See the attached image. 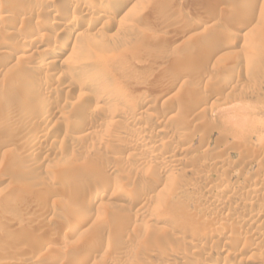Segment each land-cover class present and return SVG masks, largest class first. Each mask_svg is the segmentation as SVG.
I'll list each match as a JSON object with an SVG mask.
<instances>
[{"label":"rangeland","instance_id":"rangeland-1","mask_svg":"<svg viewBox=\"0 0 264 264\" xmlns=\"http://www.w3.org/2000/svg\"><path fill=\"white\" fill-rule=\"evenodd\" d=\"M3 1L11 13L0 20V37L8 41L0 47V121L19 103L27 110L34 106L31 111L39 102L54 103L43 117L13 127L16 131L2 127L4 119L0 122V141H6L0 147V264H164L152 250L172 247L184 251L190 264L193 259L212 264L224 241L235 247L230 264H264V188L258 189L264 181V0H256L250 10L242 4L253 0H138L124 9L125 20L119 25L107 18L98 24L93 13L84 17L79 30L97 44L89 49L94 62L85 61L90 70L80 74L82 80L66 65L48 73L35 68L48 50L18 44L17 39L50 17L33 0L13 5ZM71 1L47 0L45 6L80 15L66 6ZM111 2L104 10L109 17ZM24 11L30 20L18 16ZM244 20L249 26L239 31ZM192 23L195 29L188 27ZM87 24L96 29L86 31ZM40 34L52 37L50 30ZM21 45L29 50L21 51ZM29 69L30 80L24 77ZM179 71L185 76H177ZM85 76L94 82L114 81L128 101L84 82ZM43 81L52 92L35 94L33 87ZM145 94L149 102L141 121L127 125L114 114ZM100 95L108 97V103ZM159 128L165 137L155 135ZM142 133L149 146L154 140L167 144L169 150L159 155L167 161L154 158L147 146L137 147V134ZM130 144L136 147L129 150ZM140 158L146 162L138 164ZM162 176L167 182L156 184ZM103 180L118 181L117 188L104 187ZM207 182L225 186L228 194L207 188ZM150 185L156 186L148 196ZM25 188L30 196L15 195ZM96 190L102 198L85 213L87 222L68 235L69 226L84 215L81 205L88 204ZM238 198L246 205L237 206ZM215 200L228 202L222 214L208 207ZM258 213L256 221L252 215ZM241 217L247 219L242 226L236 221ZM172 220L178 224L173 226ZM194 229L206 235L224 232L228 238L210 242L211 253L206 249L189 259L192 239L184 233Z\"/></svg>","mask_w":264,"mask_h":264},{"label":"bare ground","instance_id":"bare-ground-1","mask_svg":"<svg viewBox=\"0 0 264 264\" xmlns=\"http://www.w3.org/2000/svg\"><path fill=\"white\" fill-rule=\"evenodd\" d=\"M18 1H20V0H7V4H9V5H13V4H15L16 2L17 3H19ZM22 1H27V0H22ZM22 1H20L21 3H23ZM29 1V0H28ZM27 1V2H28ZM32 1V0H31ZM34 2H37V4H38V9H40L41 11H43V13L45 12V16H47V17H50L49 19H50V21L49 20H44V22H42L39 26H37L38 28H35L36 30H32V31H30L29 30V32L28 33H26L25 35H23V36H21V37H18V44L19 43H21V44H23V43H25V42H28V43H32L33 45H35L36 44V49L37 48H40V47H45L46 48V50H48V54H46V56L43 58V60L42 61H40V60H37L38 62V64L37 63H35L36 64V66L37 67H35V68H37L38 70H40V71H45V72H47L48 71V69L50 70V68H53V67H55V66H57V65H66L68 68L70 67V68H72L73 70L72 71H74V75H76V76H78V78H80L81 76H83L84 77V74L83 75H80V74H82V73H86L85 75H87V73L89 72V70H90V67H89V65H87V63L85 62V61H89V60H91V62H94V56H93V53L89 50V49H91L93 46H95V45H97L96 44V41H94V40H92V39H90V38H86L83 34L84 33H82L81 31L79 32V30L81 29V25H82V23L84 22V17H87V18H89L88 16H90L91 14H93L94 13V15L96 14V15H98V16H96L95 18H96V23H98V24H103L104 23V21L106 20V18L107 19H110V20H112V21H114V23H116V25H119L120 23H123V20H125V19H123L124 18V15H122L124 12H125V10L126 9H131L133 6H134V4L135 3H137L138 2V0H120V2H119V4L117 3H113V2H111V1H113V0H91V1H89V0H72L70 3H69V5L68 4H66V6H70V7H72V8H74V9H78V12L80 13V15H73V14H70V13H64V12H62L58 7H57V5H49L48 7H46L45 5H46V2H47V0H33ZM255 1L256 0H253V1H251V2H244L243 4H242V8L243 9H249L251 6H252V8H253V3H255ZM0 2H4L3 0H0ZM30 2V1H29ZM69 2V1H68ZM111 2V5L113 4L114 5V7L112 8V10L110 11L111 13H110V17L107 15V13L106 12H104V10H106L105 9V6H106V4H108V3H110ZM5 3V2H4ZM4 3L2 4V5H4ZM24 3H26V2H24ZM7 4H5V5H7ZM31 4V3H30ZM36 4V3H35ZM1 5V4H0ZM2 5L0 6V20H4V18H6L7 16H8V14H10L11 12L10 11H8V10H6V8H4V7H2ZM17 5V4H16ZM241 5V4H240ZM33 6V5H32ZM6 7H10V6H6ZM29 7V6H28ZM28 7H26V8H28ZM37 7V6H36ZM64 7V6H63ZM25 8V7H24ZM30 8H32V7H30ZM29 8V9H30ZM61 8V7H60ZM9 10H10V8H8ZM17 9V8H16ZM21 9V8H20ZM33 9H35V8H33ZM37 9V10H38ZM47 9V10H46ZM73 9V10H74ZM111 9V8H110ZM125 9V10H124ZM251 9V8H250ZM249 9V10H250ZM24 10V9H23ZM36 10V11H37ZM142 10V9H141ZM12 11V10H11ZM107 11V10H106ZM124 11V12H123ZM30 12V11H29ZM33 12V11H32ZM13 13V12H12ZM39 13V12H38ZM73 13V12H72ZM78 13V14H79ZM26 14H28V12H26V11H24V13H21V14H19L18 16L19 17H21V18H23L24 16H26L27 17V15ZM35 14H37V13H35ZM216 14V13H215ZM43 15V14H42ZM40 16V15H39ZM181 16V15H180ZM210 16V15H209ZM214 16V15H213ZM232 16V15H231ZM25 17V18H26ZM92 17V16H91ZM220 17V16H219ZM17 18L18 17H16V20H17ZM24 18V19H25ZM28 18V17H27ZM43 17L41 16V19H42ZM211 18H212V15H211ZM210 18V19H211ZM213 18H215V17H213ZM23 19V20H24ZM180 18H178V20H179ZM210 19H209V21H210ZM15 20V19H14ZM28 20H30L29 18H28ZM205 20V19H204ZM213 20V19H212ZM108 21V20H107ZM201 21V20H200ZM208 21V20H207ZM8 22V21H7ZM17 22V21H16ZM29 22V21H28ZM188 22V21H187ZM21 23V22H20ZM109 23V22H108ZM107 23V24H108ZM178 23V22H177ZM190 23H191V21H190ZM241 23V22H240ZM106 24V25H107ZM29 25V24H28ZM109 25H110V23H109ZM114 25V24H113ZM195 25H196V23H195ZM193 23L191 24V25H189L188 26V24H187V26L189 27V28H191V29H195L196 28V26H195ZM97 26V25H96ZM100 26V25H99ZM112 26V25H111ZM122 26V25H121ZM186 26V25H185ZM249 26V21L247 22V21H245L244 20V22H242L241 24H239V26H238V30L239 31H242V30H244V29H246L247 27ZM98 27V26H97ZM105 27V26H104ZM114 27V26H113ZM116 27V26H115ZM199 27V26H198ZM1 28V27H0ZM188 28V29H189ZM92 29H96V28H94V24H87V26H86V31H90V30H92ZM99 29V28H98ZM113 29V28H112ZM119 29V28H118ZM117 29V30H118ZM44 30H50L51 31V33H52V37L51 36H47V37H44L45 36V34L46 33H44V36L43 35H41L40 34V32L41 31H44ZM83 30V29H82ZM100 30V29H99ZM108 30V29H107ZM1 32H2V29H1ZM43 33V32H42ZM90 33V32H89ZM228 34V33H227ZM236 34V33H235ZM2 35V34H1ZM240 35V34H239ZM16 36H19V35H16ZM95 37V36H94ZM230 37V36H229ZM14 39H16V38H14ZM4 40H6V39H4ZM174 38H173V42H174ZM233 40V39H232ZM7 41V40H6ZM6 41H3L2 40V38L0 37V47H4L6 44L5 43H7ZM5 42V43H4ZM14 43V42H13ZM26 44V43H25ZM32 44H30V45H32ZM10 45V44H9ZM8 45V46H9ZM16 46V45H15ZM19 47V46H18ZM86 47H88V48H86ZM21 48H23L22 47V45H21ZM24 48H25V46H24ZM23 48V50L22 49H20L21 51H28L29 50V48H28V46H27V50H25ZM44 48V49H45ZM43 48H42V50H41V53H42V51L44 50ZM3 50V49H2ZM2 50H1V53L0 54H3L4 53V51H3V53H2ZM32 50V49H31ZM33 51V50H32ZM43 52H45V51H43ZM23 53V52H22ZM9 54H11V53H9ZM14 54V53H13ZM44 54V53H43ZM12 55V54H11ZM9 56V55H8ZM14 56H10V60L13 58ZM16 57V56H15ZM100 57H101V55H100ZM9 58V57H8ZM28 59V58H27ZM42 59V58H41ZM98 59V58H97ZM8 60V59H7ZM9 61V60H8ZM97 61V60H96ZM11 62V61H10ZM10 62H8V63H10ZM32 62V61H31ZM95 65H97V62H96V64ZM1 66V65H0ZM62 66V67H63ZM20 67V66H19ZM32 68H34V67H32ZM31 68V69H32ZM69 68V69H70ZM27 69V68H26ZM36 69V70H37ZM93 69V68H92ZM92 69H91V72H92ZM2 70V69H1ZM25 70V69H24ZM47 70V71H46ZM34 71V70H33ZM32 71V72H33ZM30 72V73H29ZM34 72H36V71H34ZM38 72V71H37ZM44 72V73H45ZM25 73V72H24ZM23 73V74H24ZM27 73V74H26ZM26 73L24 74L25 76L24 77H27L26 75H29L28 76V79L30 80V77H31V70L29 69V71L27 70L26 71ZM38 73H41V72H38ZM48 73V72H47ZM22 74V75H23ZM72 74V73H71ZM185 72H182V71H179L176 75L177 76H181V77H183V76H185ZM33 75V74H32ZM43 75H45V74H43ZM20 76H21V74H20ZM33 76H35V75H33ZM32 76V77H33ZM52 77V76H51ZM90 77V76H89ZM82 78V77H81ZM80 78V79H81ZM173 78V77H172ZM171 78V79H172ZM47 79V78H46ZM84 80V82L85 81H87L88 83H90L91 85H94L95 87H97V89L98 90H101L102 88H104V89H106V90H113V91H115L117 94V97H119L121 100H123L125 103L128 101V99L129 98H127V95L126 96H124L123 95V93L122 94H120L119 92H117V84L114 82V81H110V82H101V81H98V82H94L93 81V79L90 77V78H88V77H86L85 76V78H83ZM102 79V78H101ZM24 80V79H23ZM25 80H27L26 78H25ZM32 80H34V82H35V79H33L32 78ZM78 80V79H77ZM82 80V79H81ZM96 80V79H95ZM38 81V80H37ZM40 81V80H39ZM32 82V81H31ZM42 82V81H41ZM44 82V81H43ZM82 82V81H81ZM99 82H101V83H99ZM137 82V81H136ZM223 82V81H222ZM28 83V82H27ZM45 83H47L46 81L44 82V84H42V83H34L36 86L35 87H33V90H35V94H37V92H39V93H41L42 95H47V94H49L50 92H52L51 90H50V92L47 90V85H45ZM133 83V82H132ZM34 84H32V85H34ZM71 84V83H70ZM226 84L228 85V82H226ZM129 85V84H128ZM225 85V84H224ZM30 86V85H29ZM71 86V85H70ZM86 86V85H85ZM226 87V86H225ZM24 88V87H23ZM167 88V87H166ZM170 88V87H169ZM96 89V91H98ZM22 91H23V89H21ZM163 90V89H162ZM169 91V90H168ZM25 92H27V90L25 91ZM114 92V93H115ZM165 92H167V90H165V91H161V94H164ZM23 93V92H22ZM30 93V92H29ZM38 93V94H39ZM97 93V92H96ZM24 94V93H23ZM26 94H28V92L26 93ZM40 94V95H41ZM53 94V93H52ZM160 94V96H162ZM41 95V96H42ZM129 95V94H128ZM165 95V94H164ZM30 96V95H29ZM28 96V97H29ZM44 96H42V98L44 97ZM53 96H55L54 94H53ZM146 94H145V97L142 99V98H140V100H138L137 102H135L133 105H131V106H129V108L128 109H126V108H124V109H122L121 110V108L119 109V110H115L114 111V114L117 116V117H123L124 119H125V121H123V122H125L127 125H129V123H134L135 121H137V120H139V121H141V115L143 114L144 115V112L146 111H142V109L145 107V104H146V102L148 101L147 99H146ZM157 96V95H156ZM38 97V96H37ZM152 96H150V101H152V98H151ZM155 97V96H154ZM153 97V99H155ZM31 98V97H30ZM54 98V97H53ZM99 98H101V100L103 99V101L104 100H106L107 101V103H108V100H109V98L108 97H105V96H102V95H100L99 96ZM159 98V97H158ZM157 98V99H158ZM161 98V97H160ZM24 99H26V98H24ZM38 99L40 100V98L38 97ZM43 99H45V97L43 98ZM43 99L41 100V101H43ZM156 99V100H157ZM155 100V101H156ZM203 100V99H202ZM32 101V100H31ZM105 101V102H106ZM154 101V100H153ZM154 101V102H155ZM158 101V100H157ZM22 102V101H21ZM29 102V101H28ZM53 102L52 100L51 101H49V99H48V101L47 100H45L44 102H39V103H37V105H36V108L34 109L33 108V110L31 111L30 109H32V107H34V106H31L30 108H29V110H27L28 108L26 107V104L24 105V104H22V103H19V104H17L18 106L16 107V109H14L13 110V114H10L11 116H8V117H6V118H3L1 121H2V124H1V126L2 127H4V128H8L9 129V127L11 128V129H13V127H15V126H18V124H20L21 125V123H24V122H26L28 119H30V117H34V118H41V117H43V115H44V112L45 111H47V109L48 108H51L52 106L50 105L51 103ZM134 102V101H133ZM149 102V101H148ZM202 102V101H201ZM35 103H36V101H35ZM54 103V102H53ZM52 103V104H53ZM151 105V104H150ZM28 106V105H27ZM116 106V105H115ZM154 107V106H153ZM114 108V107H113ZM144 110V109H143ZM84 111V110H83ZM46 113V112H45ZM51 113V112H50ZM47 114H48V112H47ZM150 114V113H149ZM46 117V116H45ZM145 117V116H144ZM149 117V116H148ZM163 118V117H162ZM89 119V118H88ZM165 119V118H164ZM115 120V119H114ZM145 120V119H144ZM0 121V122H1ZM22 121H24V122H22ZM35 121V120H34ZM34 121H33V123H34ZM36 121H38V120H36ZM35 121V122H36ZM157 121V120H156ZM160 120H158V122L157 123H155L156 124V127H157V125L159 124V123H161V122H159ZM21 122V123H20ZM32 121L30 120V124H32L31 123ZM138 122V121H137ZM91 123V122H90ZM115 123V122H114ZM29 124V125H30ZM76 124H78V123H76ZM83 124H85V123H83ZM89 124V123H88ZM28 125V124H27ZM35 125V124H34ZM73 125V124H72ZM75 125V124H74ZM94 125V124H93ZM107 125V124H106ZM115 125V124H114ZM119 125V124H118ZM146 125V124H145ZM24 126H26V123L24 124ZM87 126V125H86ZM89 126V125H88ZM104 126V125H103ZM133 126V125H132ZM1 127V128H2ZM19 127V126H18ZM20 127H22V125L20 126ZM68 127V126H67ZM83 127V126H82ZM91 127H92V125H91ZM91 127H87V128H91ZM98 127V126H97ZM119 127V126H118ZM125 127V126H124ZM160 127V126H159ZM3 128V129H4ZM24 128H27V127H24ZM83 128H86L85 126L83 127ZM80 129V128H79ZM79 129H78V131L77 132H79ZM119 129V128H118ZM162 129V128H161ZM160 128L158 129V130H155V129H153V130H155V135H157V136H164V130H161ZM14 131H16L15 129H13ZM17 130H21V129H17ZM22 130H25V129H22ZM88 130V129H87ZM86 130V131H87ZM125 130H127V129H125ZM121 131V130H120ZM2 132V131H1ZM119 132V131H118ZM123 132H124V128H123ZM132 132V131H131ZM10 133V132H9ZM13 133V132H12ZM22 133V132H21ZM125 133H126V131H125ZM12 135V134H11ZM17 135H20L19 133L17 134ZM87 135H89V134H87ZM120 135V134H119ZM145 135V134H144ZM143 135V133H142V135L141 134H137V139H138V142L140 143V144H138V146L137 147H139L140 145H142V147L144 146V147H146L147 146V148L150 150V152L151 153H155L154 155H155V157L154 158H157V159H159V160H162V161H165L166 159L165 158H167V157H165V158H161V157H159V155L160 156H163L162 155V152H163V154H164V151H167V149L169 150V148L166 146L167 144H165L164 142H161V141H159V140H154V139H152V140H154L153 142V144L152 145H150L149 146V143H148V138H145V136ZM151 135V134H150ZM166 135V134H165ZM21 136V135H20ZM96 136V135H95ZM152 136V135H151ZM172 136V135H171ZM8 137V136H7ZM93 137V136H92ZM165 137V136H164ZM2 138V137H1ZM5 138V137H4ZM25 139V138H24ZM136 139V138H135ZM7 140V139H6ZM30 140V139H29ZM150 142H151V139H150ZM148 143V144H147ZM4 145H6V141L5 140H1L0 141V147H4ZM131 146H129V150H130V148H134V147H136V144H130ZM141 147V146H140ZM145 149V148H144ZM175 149V148H174ZM119 150V149H118ZM171 151V150H170ZM250 151V150H249ZM116 152V151H115ZM120 153V152H119ZM118 154V153H117ZM132 154V153H131ZM169 157V156H168ZM171 158V157H170ZM136 159V158H135ZM134 159V160H135ZM149 160V159H148ZM167 161V160H166ZM169 161V160H168ZM179 161V160H178ZM138 164H141V163H145L146 161H145V159H142V158H140V159H138L137 161H136ZM148 162V161H147ZM179 162H181V161H179ZM182 163V162H181ZM184 163V162H183ZM176 164H178V163H176ZM222 164V163H221ZM178 165H180V164H178ZM182 165V164H181ZM184 166V165H183ZM181 168V167H180ZM168 179H169V176L167 177ZM105 179V178H104ZM100 180H102V179H100ZM103 181H105V180H103ZM172 181V180H171ZM98 182V181H97ZM101 181H99L98 183H100ZM118 182V181H117ZM117 182L115 181H111V182H104V187H108V188H117ZM166 183L167 181H166V179H163V176H162V178L160 177V178H158V179H156V184H159V183ZM206 182V181H205ZM260 182V181H259ZM169 183V182H168ZM172 183V182H171ZM217 183V182H216ZM193 184V183H192ZM254 184V183H253ZM255 184L257 185V183L255 182ZM254 184V185H255ZM259 184V186H258V189H261V188H264V181H262V182H260V183H258ZM171 185V184H170ZM156 186V185H155ZM155 186H151L150 185V187L148 188V191H147V193H148V196H149V194H152L154 191H155ZM257 186H256V188L255 189H257ZM253 187V186H252ZM259 187H261V188H259ZM20 188V187H19ZM98 188V187H97ZM207 188H211V189H216V190H218L222 195H226V194H228V190H227V188L225 187V186H223V185H221V184H219V183H217V184H212V183H210V182H207ZM249 188V187H248ZM21 189V188H20ZM20 189H18L16 192H15V195L16 196H22L21 198H23V197H25L27 194H26V191L28 190H26V188H25V190L24 189H22V190H20ZM146 189H147V186H146ZM46 191H48V189L46 190ZM256 191V190H255ZM50 192V191H49ZM256 192H258V191H256ZM48 193V192H47ZM146 193V194H147ZM201 193V192H200ZM199 193V194H200ZM196 194V193H195ZM52 195V194H51ZM101 195H102V192H100V191H97L96 190V192H94L93 194H92V196H91V198H90V201H89V203L87 204L86 202H85V205H81V207H80V209H81V211H82V213H84V215H81V217H78L79 219H76V222H77V224H71L70 226H69V229L67 230L68 232H67V234L69 235V234H74V233H76L77 231H78V229H79V227H81L82 225H84L86 222H87V218L88 217H86V216H88V215H85V213L87 214L89 211H90V209H91V206L92 205H95V203L100 199V198H102L101 197ZM28 196H30V193H28ZM28 196H26V197H28ZM144 196V195H143ZM147 196V195H146ZM147 196V197H148ZM204 196V195H203ZM15 198H17V197H15ZM142 197H139V198H137V200L138 199H141ZM145 198V197H144ZM256 198H257V196H256ZM18 199V198H17ZM143 199V198H142ZM239 199V198H238ZM144 200V199H143ZM146 200V199H145ZM227 200V199H226ZM231 200V199H230ZM233 200V199H232ZM236 200H237V198H236ZM246 200V199H245ZM244 200V201H245ZM88 201V200H87ZM238 201H240V199L238 200ZM241 201L243 202V200L241 199ZM235 202L236 203V205L237 206H239V205H244L245 203H246V201H245V203H242V202ZM137 202V201H136ZM210 202V201H209ZM231 202V201H230ZM234 202V201H233ZM226 202H224V201H219V200H215V201H211V203H208V207H212L217 213H220V214H222L221 212L222 211H224L225 209H226V204L228 203H226ZM250 203V202H249ZM252 203V202H251ZM79 204V203H78ZM80 204H81V202H80ZM79 204V205H80ZM79 205H78V207H79ZM197 205V204H196ZM246 205V204H245ZM241 206V207H242ZM230 207V206H229ZM263 207H264V205H263ZM212 208H210V209H212ZM80 209H77V211L78 210H80ZM263 209V208H262ZM230 210V209H229ZM236 210V209H235ZM76 211V210H75ZM227 211V210H226ZM261 211H263V210H261ZM232 212V211H231ZM264 212V211H263ZM75 213H77V212H75ZM90 214V213H89ZM232 214V213H231ZM225 215V214H224ZM80 216V215H79ZM254 218H255V220L257 221V220H259L261 217H260V213H258V214H253L252 215ZM223 217V216H222ZM227 217H229V216H227ZM264 218V217H263ZM75 219H73V221L75 220ZM228 219V218H227ZM230 219V218H229ZM224 220V219H223ZM237 224L238 225H244V224H246L247 223V219H245V218H237ZM263 221V220H262ZM75 222V221H74ZM75 222V223H76ZM18 223V222H17ZM16 223V224H17ZM73 223V222H72ZM170 223L173 225V226H175V225H177L178 224V222L177 221H174V220H172V222L170 221ZM215 223V222H214ZM190 229V228H189ZM225 230V229H224ZM183 232V231H182ZM185 232V231H184ZM215 232V231H214ZM220 234H217V233H208L207 235L206 234H202V231L200 232V231H198V229H194V230H187L184 234V236L185 237H189V238H191L192 239V241H190L189 242V244H190V247L192 248V252H190V254L191 255H188V258L189 259H192V257H193V255L195 254V255H201V253H205L204 251H206V249L207 250H209V252L207 253V254H209V253H211V247H210V242H216V241H220V240H226L227 238H228V235L226 234V233H224V232H219ZM66 234V235H67ZM14 238V237H13ZM21 239V238H20ZM19 239V240H20ZM11 240V239H10ZM48 240V239H47ZM237 240V244L239 245H242L241 247H243V246H245V242L243 241V240H241V239H236ZM245 240V239H244ZM183 241V240H182ZM230 241V240H229ZM20 242H21V240H20ZM45 242V241H44ZM187 242V241H186ZM13 243V242H12ZM23 243V242H22ZM21 243V244H22ZM46 243H48V242H46ZM210 243V244H209ZM235 243V242H234ZM16 244V243H15ZM94 244V243H93ZM217 244H218V242H217ZM222 244V243H221ZM237 244H235V245H237ZM42 243H41V248H43L44 249V246L42 247ZM216 245V244H215ZM96 246H98V245H96ZM49 247H51V246H49ZM248 247H250V246H248ZM190 248V249H191ZM235 248V247H234ZM234 248H233V246L231 245V244H229V242H227V241H224V244H223V246H222V248L220 249V250H217V251H215V260L216 259H218L217 261H215L214 263H212V264H230L229 262H228V258H230V254H233V255H235L234 254V252H235V250H234ZM246 248V247H245ZM46 249V248H45ZM121 249H123V248H121ZM120 249V250H121ZM162 249V248H161ZM164 249V248H163ZM178 249H180V248H178ZM178 249H174L173 247L172 248H169V249H164V250H152V252H153V254L155 255V256H157L160 260H162V262H164V264H172V263H169L170 261H173L174 262V264H190V262H188L187 260H186V258H185V252L184 251H181V250H178ZM250 249V248H249ZM182 250H184V249H182ZM215 250V249H214ZM236 251H237V249H236ZM35 252V251H34ZM33 252V253H34ZM30 253V252H29ZM151 253V252H150ZM35 254V253H34ZM54 255V254H53ZM57 255V254H56ZM34 256V255H33ZM32 256V257H33ZM52 255H50V261H54L55 262V258L52 256ZM213 256H214V254H213ZM58 257V256H57ZM232 257V256H231ZM234 257V256H233ZM60 258H62V257H60ZM79 258H81V257H79ZM85 258V257H84ZM87 258V257H86ZM85 258V259H86ZM199 258V257H198ZM204 258V257H203ZM82 259V258H81ZM84 259V260H85ZM36 260V259H35ZM80 260V259H79ZM83 260V259H82ZM87 260V259H86ZM214 260V259H213ZM192 261V260H191ZM202 261V260H201ZM60 262V261H59ZM79 262V261H78ZM77 262V263H78ZM193 262H194V264H198V261L197 260H194L193 259ZM86 263V262H85ZM84 263V261H81L79 264H85Z\"/></svg>","mask_w":264,"mask_h":264}]
</instances>
